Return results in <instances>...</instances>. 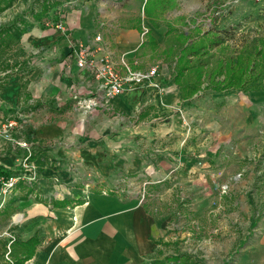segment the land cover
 Returning <instances> with one entry per match:
<instances>
[{
	"label": "crops",
	"instance_id": "obj_1",
	"mask_svg": "<svg viewBox=\"0 0 264 264\" xmlns=\"http://www.w3.org/2000/svg\"><path fill=\"white\" fill-rule=\"evenodd\" d=\"M60 1L56 11L34 21L16 43L23 61L20 71L0 75V124L16 120L18 133L32 136V144L39 147L57 143L41 160L70 168L54 167L57 173L48 168V175L66 180L65 185L75 183V176L87 179L81 183L85 188L71 198L52 203L51 198L40 201L30 194L17 202L21 214L10 224L14 236L19 242L38 241L22 264H159L155 256L167 238L170 215L152 214L135 195L116 190L107 180L117 169L139 174L150 168L172 185L175 178L206 174L220 154L192 143L183 121L200 91L189 99L181 97L174 81L175 56H168L171 45L163 49V59L147 60L143 54L147 41L154 48L166 42L168 24L145 17L143 31L141 23L121 21L115 0ZM160 29L159 39L155 32ZM98 34L114 59L123 56L132 70L157 67L152 81L106 98L92 73L78 68L72 54L78 45L96 51L101 46L94 41ZM248 96L253 105L264 103V92ZM113 131L119 134L112 155L108 147L114 142ZM21 153L18 148L0 153V168L17 172Z\"/></svg>",
	"mask_w": 264,
	"mask_h": 264
},
{
	"label": "rangeland",
	"instance_id": "obj_2",
	"mask_svg": "<svg viewBox=\"0 0 264 264\" xmlns=\"http://www.w3.org/2000/svg\"><path fill=\"white\" fill-rule=\"evenodd\" d=\"M41 1L13 0L11 7L0 14V28L19 20L35 25L32 13L40 11ZM115 1L121 21L130 19L147 25L143 14L147 0ZM147 6L154 22L168 24L175 33H190L189 38L196 39L201 32L212 31L224 37V52L221 48L209 50L213 63L218 57L237 54L241 44L260 39L264 31V0H149ZM162 32L163 29L155 32L157 38H161ZM175 33L159 48L145 41L147 45L142 51L147 60L163 59L166 53L162 51L169 45L176 46L172 55L169 53L175 56L182 44L176 43ZM15 45L0 57L1 76L8 74L4 70L20 71L23 61ZM193 101L194 107L189 108L188 117L183 120L187 125L185 133L193 139L192 143L199 142L200 147L216 149L220 154L206 174L175 178L173 186L163 175L123 174L117 169L109 174L107 184L135 195L152 214L170 215L167 238L160 242L155 256L159 264H180L168 259L173 256L182 257V264H264V103L253 105L248 94L236 91L213 94L205 89ZM17 127L12 131L16 135L12 139L0 135V153L9 148L22 151L16 174L0 173V264L20 263L28 251L16 244L19 241L10 226L21 214V209L15 207L18 201L26 200L30 194L40 201L51 198L52 203L58 198H71L85 188L81 183L87 179L75 176V183L65 185L66 180L48 175V168L56 173V168H70L56 160L49 161L52 164L41 160L57 143L39 147L32 144V136L18 133ZM118 134L111 132L114 142L109 150L116 144ZM109 153L115 154L112 150ZM74 167L71 166V172L75 174ZM215 167L220 169L214 171ZM10 178L17 181L10 192L3 194L2 183Z\"/></svg>",
	"mask_w": 264,
	"mask_h": 264
},
{
	"label": "trees",
	"instance_id": "obj_3",
	"mask_svg": "<svg viewBox=\"0 0 264 264\" xmlns=\"http://www.w3.org/2000/svg\"><path fill=\"white\" fill-rule=\"evenodd\" d=\"M12 2L13 0H0V14L10 8ZM148 2L149 0L143 6L145 17H150L151 15L147 6ZM60 5V0H42L41 11L39 13L33 12L32 19L41 21L51 9L54 8L56 11ZM21 21L19 20L0 28V57L3 56L5 50L16 44L21 36L32 28V25ZM175 32V29L168 26L167 35L170 36ZM212 33V31H203L198 34L196 39H190V33H175L176 43H182L175 52L174 75V81L181 89V97L189 99L201 89L213 94H224L231 91L242 94L264 92V31L260 39L254 42L245 41V43L241 44V50L237 54L218 57L215 63L212 62L213 56L209 50L221 48V52H224L226 50V39L218 33ZM210 34L211 37L208 38L207 36ZM173 48L174 46L172 45L169 47L168 55H172L174 52ZM0 173L10 176L14 172L0 168ZM16 244L28 250L20 263L18 262L22 264L31 256L38 241L36 238H32L26 242H17ZM181 258L173 256L168 259L174 261V263L182 264Z\"/></svg>",
	"mask_w": 264,
	"mask_h": 264
},
{
	"label": "built area",
	"instance_id": "obj_4",
	"mask_svg": "<svg viewBox=\"0 0 264 264\" xmlns=\"http://www.w3.org/2000/svg\"><path fill=\"white\" fill-rule=\"evenodd\" d=\"M56 27L61 29L60 25ZM94 41L95 43H101V46L99 45L96 51L90 50L88 46L78 45L72 51L73 59L78 68L87 69L92 73L99 83V90L104 93L106 98L122 95L137 86L150 83L156 75L157 67H150L145 70H132L123 56L115 60L114 55L108 51L107 45L102 43L101 35H96ZM98 52L102 53L99 58L96 56ZM17 125L15 120L6 122L0 128V135L6 136L7 139H12V131ZM22 145L25 146L26 144L23 143ZM152 173V170L148 168L145 170L144 175L150 176L153 175ZM16 181L14 178H10L6 182L3 181L2 193L10 192ZM146 185L148 184L144 183V186Z\"/></svg>",
	"mask_w": 264,
	"mask_h": 264
}]
</instances>
